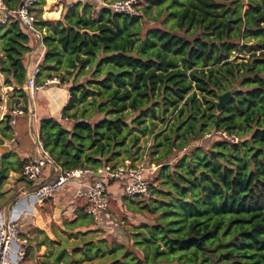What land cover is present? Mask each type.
<instances>
[{"label": "trees", "instance_id": "trees-1", "mask_svg": "<svg viewBox=\"0 0 264 264\" xmlns=\"http://www.w3.org/2000/svg\"><path fill=\"white\" fill-rule=\"evenodd\" d=\"M22 1L1 0L4 13ZM149 1L165 7L168 27L144 29L147 8L118 14L87 0L65 6L56 21L41 19L44 0L30 8L44 49L35 84L57 78L69 94L61 122L39 124L37 140L54 165L135 161L147 136L146 165L157 172L148 198L122 197L128 209L152 217L133 232L126 234L109 208L100 223L84 213L64 223L71 233L112 229L120 241L82 238L71 253L42 243L59 246L55 264H264V0ZM27 33L17 20L0 23V75L4 87H14L0 146L13 139L11 112H28ZM215 131L238 142L203 139ZM24 163L13 153L0 156V188Z\"/></svg>", "mask_w": 264, "mask_h": 264}, {"label": "built area", "instance_id": "built-area-1", "mask_svg": "<svg viewBox=\"0 0 264 264\" xmlns=\"http://www.w3.org/2000/svg\"><path fill=\"white\" fill-rule=\"evenodd\" d=\"M37 0H23L21 6L11 12L0 16V23H5L8 18L17 20L25 28L26 32L34 33L35 18L30 13V8ZM134 0H116L106 5L113 13L135 14L132 12ZM0 10L5 11L4 5L0 2ZM39 73L38 66L29 71V78L25 90L33 96L39 90L48 85H58L57 78L48 80L43 86L35 84V77ZM13 116L9 122L12 127L17 117L24 115L20 109L11 112ZM222 138L231 143H237L238 137L225 134L223 131L206 133L204 140ZM42 157L36 155L24 163L20 175L34 185L29 193L24 192L21 200L15 205L0 211V264H44V260L36 257L35 261L29 258V239L22 233V217L27 215L35 206H41L45 202L55 203L62 193L66 192L69 186L76 187L73 196L67 200L64 209L61 210V217L64 221H74L77 213L91 216L97 220L98 215L105 213L110 206L111 195L108 185H115L121 197L136 198L149 197L150 184L144 172L148 170L146 165L147 155L133 161L124 159L113 164L107 163L97 169L76 168L72 170H61L57 168L49 158L47 152L40 147ZM52 169V175L47 180L41 181L46 168ZM26 209L19 208L20 204Z\"/></svg>", "mask_w": 264, "mask_h": 264}, {"label": "crops", "instance_id": "crops-1", "mask_svg": "<svg viewBox=\"0 0 264 264\" xmlns=\"http://www.w3.org/2000/svg\"><path fill=\"white\" fill-rule=\"evenodd\" d=\"M60 1L61 0H44L41 7L42 8L41 19L43 21L62 20V17L65 13V9H64L65 6H70L74 3L84 2L87 0H67L65 5L62 4ZM1 15H4V12L0 10V16ZM27 35L29 36V47L31 48V51L30 53L25 55V62H26V68L29 62L31 63V68H32L36 65L38 66L39 63L41 62L44 54V49L41 47L40 50L35 52L32 55V57H30V54L36 50L39 40L34 36V34L30 32H28ZM13 89L14 87H9V88L4 87L3 78L0 75V93H1L0 121L8 113L6 107V101L8 99L9 93ZM68 98H69V94L67 89L65 87L58 85H48L45 88L36 92L33 96H30L28 94V99H27L28 112L25 115L16 118L15 124L12 126L13 139L7 145L0 146V156L6 152L13 153L20 160H24L25 162H27L29 159L35 158L37 155L35 143L38 142L39 147H42L40 142L37 140L40 122L42 120L50 119V118L61 122V118H60L61 111L63 107L66 105ZM120 161L121 160H118L116 163ZM111 163L116 164L115 162H111ZM51 175H52V169L49 167L46 168V170L42 175L41 181L47 180L48 177ZM17 177L22 179V181L15 185L13 183L15 181L14 179H16ZM3 186H5L4 189H2ZM33 187L34 185L25 181L21 177L20 173H14L12 171H9L7 178L5 179V181H3V185L0 188V194L2 195L0 198V204L3 205L0 211H4L6 208L15 205L16 202L21 200L22 196H25L24 192L29 193ZM111 188H114V191H112ZM75 189L76 187L74 185H71L69 186L66 192L60 195L61 197H59L56 203L59 205V208H61V210L64 209V206L67 200L70 198V196H73ZM108 191L112 196L110 202V206H111L112 199H116L121 196L119 195L115 185H111L108 188ZM7 196H12V197L7 198ZM45 203L41 206H35V208H33L31 211H28L27 212L28 214L23 216L21 219L23 226L21 231L29 239L30 247L28 248V255L30 259H32L33 257L43 258L44 252L42 249L45 248V246L38 239L39 238L38 234L33 230V228L38 227L33 225V222L37 216L39 217L41 216V214L39 213L40 210L43 209V207L45 206ZM110 206L108 207L109 209ZM19 208L26 209L25 207H23L22 203L19 205ZM80 213H82L81 210L77 213V216ZM103 220H104L103 213L98 215L97 220L94 219L96 224L102 222ZM36 237L39 241L36 240Z\"/></svg>", "mask_w": 264, "mask_h": 264}, {"label": "rangeland", "instance_id": "rangeland-1", "mask_svg": "<svg viewBox=\"0 0 264 264\" xmlns=\"http://www.w3.org/2000/svg\"><path fill=\"white\" fill-rule=\"evenodd\" d=\"M116 0H90V2H93V4L96 5V7H102L109 5L111 2H114ZM62 4H66L67 0H61L60 1ZM86 2V1H84ZM147 8V16L145 20V28L146 30L148 29H153V28H158L160 24H163V27H168V22L165 21L166 16L168 13L164 11L165 7H160L156 3H151L149 0H134L133 2V13H138V15H141L143 13V10ZM156 19V20H155ZM209 140L208 142L210 143ZM209 143L202 142V143H194L193 146H207ZM152 144V139L148 138L147 136H144L142 140L140 141V150L139 154H141L143 150V154H148L151 152L149 149V146ZM147 155V156H148ZM137 160V159H136ZM153 169L148 168V170L144 172L147 180L150 182L153 180L157 172H155ZM155 172V173H154ZM13 184H17L22 181L20 178L14 179ZM156 186V184H155ZM5 186H3L2 189H4ZM112 191H114V188H111ZM16 190V189H15ZM14 192V191H12ZM12 196H7V198H10ZM8 201V199H7ZM110 211L112 216L114 217L113 219L115 222H118L121 224V227L125 231L126 234H129L133 232V229L137 226H140L143 223H148L151 221L152 217L147 214L146 212H138V211H132L128 209L127 203L124 202V199L122 197H118L116 199H112V203L110 206ZM41 216H37L34 219L33 225L38 226L33 228V230L38 234V239L42 242L45 239L55 241V243H62L65 245L64 251L71 253L73 250L74 244L80 243L82 238H92L95 240L103 239L106 238L108 241L116 240L120 241V237L116 236V231L112 229H106L103 228L104 231L100 232L95 226H91L87 229L85 228H77L70 232L68 230L64 223L68 221H64L62 217L60 216L61 214V208H59V205L51 202H46L45 206L43 209L40 210ZM75 221V220H74ZM73 221H70L71 223ZM89 230H97L92 233H87L84 236H81V234L89 231ZM79 232V235L77 237H71L72 234H75ZM125 235V234H124ZM118 237V238H116ZM36 237V240H38ZM38 240V241H39ZM51 249V252L49 251ZM43 250V260L44 264H55L54 262V253L56 250H59L58 245H52V246H45ZM65 262H69L66 258H63L60 262L57 264H67Z\"/></svg>", "mask_w": 264, "mask_h": 264}, {"label": "water", "instance_id": "water-1", "mask_svg": "<svg viewBox=\"0 0 264 264\" xmlns=\"http://www.w3.org/2000/svg\"><path fill=\"white\" fill-rule=\"evenodd\" d=\"M241 2H245V0H240ZM34 36L39 40L38 42V46L36 48L35 51H33L31 54H30V57H32V55L37 52L38 50L41 49L42 45H41V42H40V35L36 32L33 33ZM30 68H31V63L29 62L27 68H26V75H25V85H27V82H28V78H29V71H30ZM231 94L230 92H226L222 95H220L217 99V103H216V109L219 111L223 106H225L226 102L228 101V99L230 98ZM35 147H36V152L38 154V156H41L42 157V153L40 152V147L38 145V142L35 143ZM65 248V245L62 244V249Z\"/></svg>", "mask_w": 264, "mask_h": 264}]
</instances>
